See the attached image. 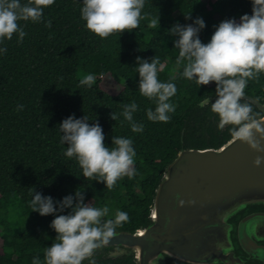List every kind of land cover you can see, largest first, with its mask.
Masks as SVG:
<instances>
[{
    "label": "trees",
    "instance_id": "1",
    "mask_svg": "<svg viewBox=\"0 0 264 264\" xmlns=\"http://www.w3.org/2000/svg\"><path fill=\"white\" fill-rule=\"evenodd\" d=\"M82 6V0H55L44 9L42 22H20L27 33L22 42L14 35L0 44L7 48L0 53V264H32L34 257L43 264L45 249L55 242L56 233L50 227L54 216L32 212L31 189L56 201L81 190L86 203L109 208L108 218L118 210L127 212L129 221L116 231L132 233L148 224L155 189L181 148L217 149L234 136L232 126L219 127L210 103L199 105L215 98V83L200 86L183 77V64H176L178 37L168 30L177 23L192 24L199 17L205 22L199 38L208 43L220 22L250 15L251 0H145L143 14L148 18L141 20L139 28L107 38L86 28ZM188 14L191 19L185 18ZM157 16L160 26L153 29L150 20ZM48 20L50 28L45 27ZM154 56L162 65L158 78L171 80L177 87L169 101L175 112L167 123L147 118V109L154 110L156 101L138 89L136 58ZM87 74L95 76L91 88L80 85ZM107 80L120 87L118 93L103 88ZM245 95L264 104V73L249 80ZM133 101L138 105L133 118L144 126L139 133L131 131L122 115L123 106ZM252 107L255 118H260L261 112ZM111 112L120 114L116 121L110 118ZM72 115L98 122L108 146L113 136L131 138L136 175L123 177L111 190L85 179L76 159L64 155L67 145L60 142L59 124ZM17 204L22 208L20 222L11 218ZM93 262L135 264L132 256L97 258L85 264Z\"/></svg>",
    "mask_w": 264,
    "mask_h": 264
},
{
    "label": "clouds",
    "instance_id": "2",
    "mask_svg": "<svg viewBox=\"0 0 264 264\" xmlns=\"http://www.w3.org/2000/svg\"><path fill=\"white\" fill-rule=\"evenodd\" d=\"M55 0H0V44L18 36L23 41L27 33L21 21L39 23L44 20V9L53 5ZM251 14H244L239 21L226 19L215 27L208 43H203L199 33L205 28V22L197 17L192 24H174L168 34L178 37L174 48L179 50L176 64H183L182 75L202 86L215 83V101L211 97L205 104H211V111L219 117V127L232 126L230 131L237 140L246 143L252 150L261 153L264 147V126L255 118L253 107L245 99V90L249 80L259 79L264 73V0H251ZM81 18L86 28L99 36L107 38L113 34L131 32L139 28L141 20L148 17L143 14L145 0H82ZM191 19L190 14L185 15ZM160 26L159 16L150 20L149 27ZM51 27V20L45 23ZM7 48H0L6 53ZM136 72L139 74L138 89L142 96L156 101L155 109H147L150 121H170V113L175 105L170 103L177 87L171 80L164 82L158 78L161 62L157 56L148 59L136 58ZM95 83V76L87 74L80 80L81 86L89 88ZM23 105L18 106L22 110ZM138 105L133 101L123 106L122 115L129 123L133 133L144 130L141 123L133 118ZM120 114L111 112L114 121ZM61 144L67 145L64 155L75 158L85 179L105 184L113 189L123 177L136 175L133 140L113 136L111 146L105 143L103 128L98 122L89 123L86 115L75 118L74 115L59 124ZM259 137V138H257ZM264 156H257L253 164L259 167ZM30 202L32 212L41 216L53 215L50 227L55 231V242L45 249L43 264H82L89 259L97 248L106 245L116 235V229L129 221L125 211H117L109 217V208L96 207L85 202L84 192L76 190L56 201L31 189ZM182 205L184 201L179 200ZM70 209L67 214H63ZM32 264H41L34 257ZM94 264V262H93Z\"/></svg>",
    "mask_w": 264,
    "mask_h": 264
},
{
    "label": "water",
    "instance_id": "3",
    "mask_svg": "<svg viewBox=\"0 0 264 264\" xmlns=\"http://www.w3.org/2000/svg\"><path fill=\"white\" fill-rule=\"evenodd\" d=\"M245 99L261 112L256 120L264 126V104L246 95ZM258 155L264 152L252 150L235 136L217 149L181 148L155 189L148 224L132 233L116 231L82 264L123 256H132L135 264H227L229 252H235L231 221L247 207L264 205V163L253 164ZM258 217L252 214L238 223L241 245L243 231L251 229L256 235ZM111 248L129 252L109 256Z\"/></svg>",
    "mask_w": 264,
    "mask_h": 264
},
{
    "label": "flooded vegetation",
    "instance_id": "4",
    "mask_svg": "<svg viewBox=\"0 0 264 264\" xmlns=\"http://www.w3.org/2000/svg\"><path fill=\"white\" fill-rule=\"evenodd\" d=\"M252 214L260 215L254 228L256 235L251 229L249 231L246 230V232L243 231V244L241 245L237 239V225L245 217ZM231 224L233 225L231 236L235 252H229L231 255L228 257L227 264H264V205L247 207L238 218H234L231 221ZM175 264L189 263L179 261L175 262Z\"/></svg>",
    "mask_w": 264,
    "mask_h": 264
},
{
    "label": "rangeland",
    "instance_id": "5",
    "mask_svg": "<svg viewBox=\"0 0 264 264\" xmlns=\"http://www.w3.org/2000/svg\"><path fill=\"white\" fill-rule=\"evenodd\" d=\"M103 88L105 89V90H107L108 92H110V93H112V94H116V93H118L119 92V90H120V87L116 84V83H114V82H112V81H110V80H107V81H105V83L103 84ZM18 205V204H17ZM17 205L16 206H14L12 209H11V211H12V214H11V218L13 219V220H16V221H18V222H20L21 220H20V218H19V214L18 213H20L21 215H22V208L20 207V205H18V207H17ZM16 208H18V210L16 211L15 209ZM22 219V218H21ZM127 252H129L128 250H126L125 252H121V251H119V250H115L114 248L112 249H109V251H108V255L109 256H120L121 254H124V253H127Z\"/></svg>",
    "mask_w": 264,
    "mask_h": 264
}]
</instances>
